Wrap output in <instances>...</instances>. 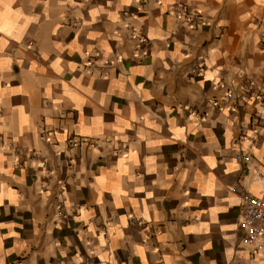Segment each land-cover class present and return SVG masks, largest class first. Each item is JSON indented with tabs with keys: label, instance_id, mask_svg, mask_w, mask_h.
I'll list each match as a JSON object with an SVG mask.
<instances>
[{
	"label": "crops",
	"instance_id": "obj_1",
	"mask_svg": "<svg viewBox=\"0 0 264 264\" xmlns=\"http://www.w3.org/2000/svg\"><path fill=\"white\" fill-rule=\"evenodd\" d=\"M250 80L264 0H0V264H264Z\"/></svg>",
	"mask_w": 264,
	"mask_h": 264
},
{
	"label": "built area",
	"instance_id": "obj_2",
	"mask_svg": "<svg viewBox=\"0 0 264 264\" xmlns=\"http://www.w3.org/2000/svg\"><path fill=\"white\" fill-rule=\"evenodd\" d=\"M184 12H188L187 8H182ZM189 13V12H188ZM200 17V11H195L185 18L187 24L190 27H194L197 24V20ZM256 89V99L264 100V86L259 85L255 81L250 80L243 88V92L237 94L234 90L229 89L226 93L225 100L229 102L231 109H237L241 104L248 103L246 92ZM218 103V101H214ZM253 122H258V116L253 117ZM238 159L248 161L250 156L247 152L241 153L237 156ZM241 205L243 210L241 226L248 235V242L255 253H260L261 249L264 248V199L247 193L242 195Z\"/></svg>",
	"mask_w": 264,
	"mask_h": 264
}]
</instances>
